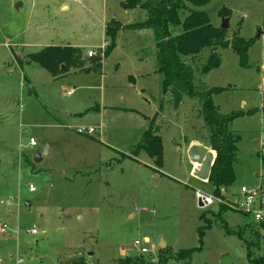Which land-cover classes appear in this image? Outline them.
<instances>
[{
  "label": "rangeland",
  "instance_id": "obj_1",
  "mask_svg": "<svg viewBox=\"0 0 264 264\" xmlns=\"http://www.w3.org/2000/svg\"><path fill=\"white\" fill-rule=\"evenodd\" d=\"M122 1L0 0V264L76 258L85 264H161L163 250L175 255L200 247L205 210L195 191L212 194V188L191 176L188 147L192 141L208 147L210 131L198 99L184 96L176 106L164 94L152 30H121L115 49L104 56L106 25L146 18L141 9L124 10ZM192 9L207 13L215 27L228 21V39L252 40L246 67L231 48L182 57L194 72L196 91L226 89L213 97L221 114L245 113L230 126L238 142L235 181L227 190L233 198L242 186L256 187L264 172V0H212ZM55 46L80 48L86 60L94 51L101 66L88 61L84 70L54 78L29 63L30 55ZM212 53L221 65L204 74ZM150 126L163 139L162 173L144 165L155 167L146 152L134 154ZM90 128L96 134L77 133ZM47 147L50 157L35 163ZM210 218L213 225L192 260L164 264H248L245 241ZM224 220L232 231L252 224L235 211ZM245 240L254 241L255 257L264 256V239L258 243L248 231Z\"/></svg>",
  "mask_w": 264,
  "mask_h": 264
},
{
  "label": "trees",
  "instance_id": "obj_2",
  "mask_svg": "<svg viewBox=\"0 0 264 264\" xmlns=\"http://www.w3.org/2000/svg\"><path fill=\"white\" fill-rule=\"evenodd\" d=\"M212 0H123L121 6L126 11L141 9L145 11L146 18L142 23L122 26L118 21H111L105 27L106 58L116 47V38L121 30H152L154 32L156 48L158 51V70L163 75V92L169 95L174 104L179 106L184 96L190 99H198L202 108L203 120L210 131L207 146L216 156L210 169L207 185L212 188V193L218 197L222 196L223 190L227 191L235 181L234 166L237 162L238 147L237 138L231 132L230 126L234 120L245 115L244 112L223 115L219 107L214 103V95L223 93L226 89L214 88L207 92H198L194 86V72L186 65L182 57L198 56L205 49L231 48L240 57L243 66H247V52L252 40L246 41L235 36L227 38V30L212 25L207 13L193 10L209 4ZM230 11H227L229 14ZM224 15V14H223ZM228 15H225L227 17ZM178 34L173 31L179 30ZM89 61L95 67L101 66L100 59L83 57L80 48L72 46L46 47L41 51L29 56V63H34L49 72L54 78L61 77L70 70H84ZM221 65L218 54L212 53L208 64L203 68L206 74ZM64 67V70L62 68ZM248 114H251L249 112ZM144 151L154 161V171L159 173L164 164L163 140L158 135L157 129L150 126L146 130L134 150V154ZM229 210L221 206L217 212L205 211L200 216L204 226L198 229L200 247L179 251L173 255L172 252L163 250L159 262L166 263L175 258L180 261H191L195 252L200 251L203 246L206 230L210 229L214 218L220 222L227 234H234L245 241L247 246L248 264H264V256L255 257L252 253L254 241L245 240V235L255 237L258 243L264 239V225L254 223L237 231L229 229L224 215ZM130 259H121L119 264H135ZM143 263L153 264L142 260ZM65 264H85L83 258H76Z\"/></svg>",
  "mask_w": 264,
  "mask_h": 264
},
{
  "label": "built area",
  "instance_id": "obj_3",
  "mask_svg": "<svg viewBox=\"0 0 264 264\" xmlns=\"http://www.w3.org/2000/svg\"><path fill=\"white\" fill-rule=\"evenodd\" d=\"M96 53L94 51H89L88 56L93 58ZM74 94L73 90L67 92L68 97H72ZM80 135H94L96 130L90 128L88 130L82 129L77 131ZM31 147L36 146V141L34 139L30 140ZM213 162L211 165H213ZM259 183L256 187L242 186L239 190V193L233 198L227 196V191L223 190L222 196L218 197L213 193H206L201 190L195 191V199L199 205L200 209L205 211L212 210L217 207L218 209L223 206L226 207L229 211H235L243 214L245 217L250 219V221L256 225H264V172L258 176ZM207 183V181H204ZM30 192L33 193L35 189L31 186ZM8 227L5 225L3 227V232L8 231ZM31 234L37 235V230H32ZM136 246H140L139 242L135 243ZM141 253H147L145 248L141 249Z\"/></svg>",
  "mask_w": 264,
  "mask_h": 264
},
{
  "label": "water",
  "instance_id": "obj_4",
  "mask_svg": "<svg viewBox=\"0 0 264 264\" xmlns=\"http://www.w3.org/2000/svg\"><path fill=\"white\" fill-rule=\"evenodd\" d=\"M223 30H228V21H224V24L223 26L221 27ZM62 70H64V67L62 68ZM199 153V154H198ZM196 155L199 156L196 157ZM206 155V151L203 149V148H194L192 149L191 151V157L193 160H195L196 162H199V163H203V166H202V171H201V178L204 179V180H208L209 178V174H210V169H211V163H212V157L210 155H207V158L205 159V161L203 162V158L204 156ZM47 157H50V148L47 147L46 150L44 151L43 154H36L34 156V161L35 163H40L43 161L44 158H47ZM73 261L75 259H72Z\"/></svg>",
  "mask_w": 264,
  "mask_h": 264
},
{
  "label": "crops",
  "instance_id": "obj_5",
  "mask_svg": "<svg viewBox=\"0 0 264 264\" xmlns=\"http://www.w3.org/2000/svg\"><path fill=\"white\" fill-rule=\"evenodd\" d=\"M61 47H63V46H61ZM64 47H65V46H64ZM75 48H76V47H75ZM157 70H158V69H157ZM156 73H158V72L156 71ZM158 74H159V73H158ZM131 80H134V78H132ZM244 105H245V104L243 103L242 106H244ZM88 138H89V137H88ZM161 138H162V137H161ZM162 140H163V139H162ZM163 146H164V145H163ZM197 147H199V148H203V149L206 151V155L204 156V158H203V160H202L203 162H204L205 159L207 158V155H210V156L212 157V161H214L216 154H215L213 151H211L208 147H206V144L203 145V144H201V143L198 142V141H192V142H190V144H189L188 150H190V152H191L192 149L197 148ZM198 154H199V153H198ZM196 157L199 158L198 155H196ZM136 160H137V159H136ZM144 165H146V167L150 168L151 170H152V169L154 170V168H155V167H151L150 165H147V164H144ZM202 166H203V163L196 162L195 160L192 159V172H191V176H192L194 179L199 180L201 183H205L204 181H207V180H204V179L201 178ZM159 173H162V171L160 170ZM149 240H150L149 237H145V242H148Z\"/></svg>",
  "mask_w": 264,
  "mask_h": 264
}]
</instances>
